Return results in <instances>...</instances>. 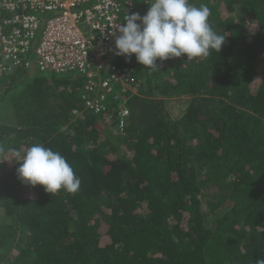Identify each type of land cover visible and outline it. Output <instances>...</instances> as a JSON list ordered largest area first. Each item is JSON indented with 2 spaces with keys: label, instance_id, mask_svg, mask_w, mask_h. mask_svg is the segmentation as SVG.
Returning a JSON list of instances; mask_svg holds the SVG:
<instances>
[{
  "label": "trees",
  "instance_id": "1",
  "mask_svg": "<svg viewBox=\"0 0 264 264\" xmlns=\"http://www.w3.org/2000/svg\"><path fill=\"white\" fill-rule=\"evenodd\" d=\"M188 2L210 10L225 36L220 52L157 60L159 69L111 55L135 93L106 69L91 82L32 62L0 73V264L264 259V0ZM103 95L98 113L85 106ZM179 97L187 106L172 119L166 99ZM36 143L66 159L81 180L76 193L18 179ZM223 185L229 194L202 193Z\"/></svg>",
  "mask_w": 264,
  "mask_h": 264
},
{
  "label": "built area",
  "instance_id": "2",
  "mask_svg": "<svg viewBox=\"0 0 264 264\" xmlns=\"http://www.w3.org/2000/svg\"><path fill=\"white\" fill-rule=\"evenodd\" d=\"M144 2L152 0H0V73L7 64L28 67L32 62L41 71H75L89 80L107 69L118 84L132 85L134 80L112 66L109 57L116 55L113 34L124 16L141 11ZM28 54L32 59L24 64ZM102 88L112 92L108 82ZM84 99L87 108L99 112L106 97ZM126 116L121 113L122 119Z\"/></svg>",
  "mask_w": 264,
  "mask_h": 264
},
{
  "label": "clouds",
  "instance_id": "3",
  "mask_svg": "<svg viewBox=\"0 0 264 264\" xmlns=\"http://www.w3.org/2000/svg\"><path fill=\"white\" fill-rule=\"evenodd\" d=\"M209 16L208 7L193 6L188 0H152L146 15L127 14L118 32L113 34L115 54H134L135 60L146 69H159L157 60L185 56L191 61L209 56L211 50L219 53L225 36L213 31ZM127 87L130 92L135 91L132 85ZM120 88L126 90L123 86ZM19 164L18 179L28 186L40 185L50 194L79 190L81 180L66 159L42 144L30 146ZM255 264H264V259H257Z\"/></svg>",
  "mask_w": 264,
  "mask_h": 264
},
{
  "label": "rangeland",
  "instance_id": "4",
  "mask_svg": "<svg viewBox=\"0 0 264 264\" xmlns=\"http://www.w3.org/2000/svg\"><path fill=\"white\" fill-rule=\"evenodd\" d=\"M162 66H164V64ZM96 74L100 75V72L96 73ZM64 77H66V76L63 75L61 78H64ZM120 86H122V85H120ZM123 87L128 89V90L130 89L127 86H123ZM132 93H135V91H133ZM186 100H187L186 97L166 99V107L169 110V113H170L172 119H178L184 113V110H185V108L187 106V101ZM103 107L105 108L106 104H104ZM110 131H112V129ZM113 132H116V131H114V129H113ZM199 179H200V181H205L207 178L203 177V176H199ZM210 192H211V194H210ZM202 193H204V194H208L209 193L208 194L209 197L214 198L217 195H221L222 196L224 194H229L230 193V187L226 186V185L225 186L223 185L222 187H214L213 186L212 190L203 189ZM211 220L212 219L210 218V221Z\"/></svg>",
  "mask_w": 264,
  "mask_h": 264
}]
</instances>
